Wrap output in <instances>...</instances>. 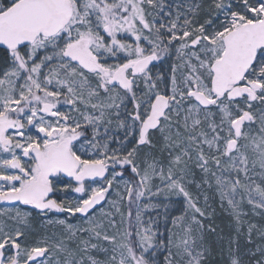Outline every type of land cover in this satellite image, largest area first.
I'll return each instance as SVG.
<instances>
[{"label":"snow or ice","instance_id":"obj_1","mask_svg":"<svg viewBox=\"0 0 264 264\" xmlns=\"http://www.w3.org/2000/svg\"><path fill=\"white\" fill-rule=\"evenodd\" d=\"M245 204L264 0H0V264H264Z\"/></svg>","mask_w":264,"mask_h":264},{"label":"trees","instance_id":"obj_2","mask_svg":"<svg viewBox=\"0 0 264 264\" xmlns=\"http://www.w3.org/2000/svg\"><path fill=\"white\" fill-rule=\"evenodd\" d=\"M214 215L212 222L214 223V226L216 227L217 231L215 234H206V239L209 243H211L214 247V253H213V259L219 260V251L220 248L226 243L227 238L230 235L234 234V224H233V218L231 215H229L225 210L220 208L218 204L214 205ZM264 218H260V221H263ZM220 235H223L225 240L222 242H218V237ZM244 242V238H241V243Z\"/></svg>","mask_w":264,"mask_h":264},{"label":"rangeland","instance_id":"obj_3","mask_svg":"<svg viewBox=\"0 0 264 264\" xmlns=\"http://www.w3.org/2000/svg\"><path fill=\"white\" fill-rule=\"evenodd\" d=\"M209 195V204H210V211H214V205L218 204V206L220 207V201H219V196L215 193V192H208ZM201 203L203 204V199L201 198ZM221 208V207H220ZM244 211H246L248 213L247 217H245L246 220H250L252 222H255L257 224H264V220L260 221V216L255 215L251 209L250 206H248L247 204H245L243 206ZM223 210H225L228 214V208H227V204L225 203V207L222 208ZM259 211V210H257ZM230 215V214H229ZM245 229H246V225H245Z\"/></svg>","mask_w":264,"mask_h":264}]
</instances>
